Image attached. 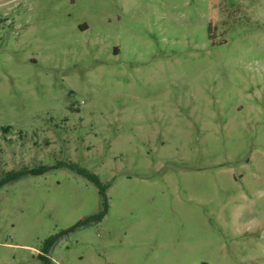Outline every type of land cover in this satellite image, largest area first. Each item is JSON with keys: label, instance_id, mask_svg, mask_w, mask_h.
<instances>
[{"label": "rangeland", "instance_id": "obj_1", "mask_svg": "<svg viewBox=\"0 0 264 264\" xmlns=\"http://www.w3.org/2000/svg\"><path fill=\"white\" fill-rule=\"evenodd\" d=\"M210 2L0 0V264H264V0Z\"/></svg>", "mask_w": 264, "mask_h": 264}, {"label": "trees", "instance_id": "obj_2", "mask_svg": "<svg viewBox=\"0 0 264 264\" xmlns=\"http://www.w3.org/2000/svg\"><path fill=\"white\" fill-rule=\"evenodd\" d=\"M210 0H208V4H207V8H208V18H209V21H208V25H207V32H208V35L209 37H213V33H214V30H215V27H216V20H217V16H216V11L213 9V7L211 6L210 4ZM8 127H4V130H7ZM69 166H71L72 168L76 167L74 163H69L68 164ZM48 166H45V165H39L36 169H30L28 167H23L19 170H11V171H8L6 173V176H7V179L8 180H11V179H15L19 176H21L22 174H27V173H31V172H41L45 169H47ZM77 171L89 176L91 179H93L98 185L101 186V183L99 181V179L97 178V176L95 174H92V173H87V171H84L82 169H77ZM106 208V204H104V209H102L98 214L92 216V217H87L85 218L84 220L80 221V223H88L92 220H99L100 219V216L102 214V212L105 210ZM45 260V264H47V258H44Z\"/></svg>", "mask_w": 264, "mask_h": 264}]
</instances>
